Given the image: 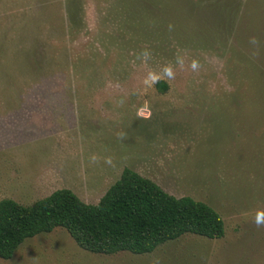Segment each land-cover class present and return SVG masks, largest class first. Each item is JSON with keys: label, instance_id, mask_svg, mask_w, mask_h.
Segmentation results:
<instances>
[{"label": "rangeland", "instance_id": "1", "mask_svg": "<svg viewBox=\"0 0 264 264\" xmlns=\"http://www.w3.org/2000/svg\"><path fill=\"white\" fill-rule=\"evenodd\" d=\"M145 1L0 0V199L96 203L127 166L211 205L224 236L99 254L56 227L0 264H264V0Z\"/></svg>", "mask_w": 264, "mask_h": 264}, {"label": "trees", "instance_id": "2", "mask_svg": "<svg viewBox=\"0 0 264 264\" xmlns=\"http://www.w3.org/2000/svg\"><path fill=\"white\" fill-rule=\"evenodd\" d=\"M129 1L118 0L117 4L130 16L134 10ZM67 18L72 32L79 17L69 4ZM155 86L160 93L169 88L163 79ZM56 227H63L82 249L99 254H146L185 234L208 239L225 234L224 220L211 205L189 195H171L152 179L125 166L96 203L83 201L67 187L30 204L1 198L0 258L10 259L26 238Z\"/></svg>", "mask_w": 264, "mask_h": 264}, {"label": "clouds", "instance_id": "3", "mask_svg": "<svg viewBox=\"0 0 264 264\" xmlns=\"http://www.w3.org/2000/svg\"><path fill=\"white\" fill-rule=\"evenodd\" d=\"M144 56L147 57L148 53L145 52ZM179 62V61H178ZM197 67L196 62H193L192 68L195 69ZM164 75L171 78L173 73L170 68L164 69ZM161 77L157 74H149V77L145 80V83L149 86L154 85ZM254 223L256 225H264V210H257L254 216Z\"/></svg>", "mask_w": 264, "mask_h": 264}]
</instances>
